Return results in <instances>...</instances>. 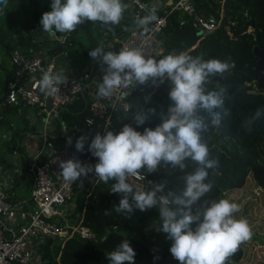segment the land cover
<instances>
[{
	"label": "trees",
	"instance_id": "16d2710c",
	"mask_svg": "<svg viewBox=\"0 0 264 264\" xmlns=\"http://www.w3.org/2000/svg\"><path fill=\"white\" fill-rule=\"evenodd\" d=\"M1 5L7 7L0 9V27L7 19L13 21L10 37L0 40V71L5 75L0 79V105L7 107V79L17 69L11 54L31 56L45 30L59 31L71 13L80 20L83 10L74 13L76 5L69 0L50 22L42 17L30 21L25 0H0ZM106 5L111 15L114 9L124 16L129 10L125 0H115L112 9ZM197 5L214 13L220 26L201 37L186 17L171 15L160 34L165 60L156 68H133L146 75L151 103L137 117L116 121L124 134L156 148L161 166L145 169V156L124 141L112 147L104 162L95 166L94 160L85 176L94 172L93 180L76 189L71 216L72 223L81 222L96 238L67 237L43 264H237L244 258L245 245L232 240L222 219L232 215L225 202L228 190L242 187L249 176L264 189V89L253 73L259 60L255 46L264 51V0H197ZM96 41H80L79 47L90 56L100 44ZM114 51L103 59L106 68H125ZM83 107L80 99L63 112L68 129L51 137L56 148L81 149L91 140ZM134 169L147 171L141 186L129 178ZM96 178L100 181L94 186ZM159 195L170 203H162ZM146 197L152 205L144 203ZM190 209L199 213L189 217L192 224L182 245L156 244L148 232L138 231L155 221L184 219ZM169 227L168 237L179 230V223Z\"/></svg>",
	"mask_w": 264,
	"mask_h": 264
},
{
	"label": "built area",
	"instance_id": "2783aa9c",
	"mask_svg": "<svg viewBox=\"0 0 264 264\" xmlns=\"http://www.w3.org/2000/svg\"><path fill=\"white\" fill-rule=\"evenodd\" d=\"M125 1L132 23L113 40L105 42L107 47L116 48L114 55L125 63V68L107 69L101 64L98 52L90 54L87 69L82 74L72 70L70 59L59 63V58L69 57L76 46L75 31L84 23L72 13L62 22L59 31H53L52 40L45 41L31 56L19 51L11 54V62L17 69L7 79L5 105L25 101L37 115L46 118L39 146L29 145L26 140L27 146L34 149L30 162L34 184L29 208L13 203L7 193V183L0 179V264H43L38 252L40 243L50 242L53 253L67 237L96 238V233L81 222L74 224L66 219L65 209L58 205H67L75 199L76 184L89 174L97 154L108 157L112 147L124 141L145 156L142 161L145 169L153 171L161 166L156 148L127 136L123 128L116 126V121L122 117H137L152 101L153 91L146 75L133 68L148 64L159 66L165 60L160 34L174 13L186 17L201 37L214 32L221 20L214 13L199 8L197 0ZM53 41L55 47L51 46ZM80 99L84 101L82 111L87 112L85 124L92 134L91 140L81 149L56 148L51 137L68 129L63 112ZM50 101L52 107L48 109ZM3 119L0 112V122ZM47 147H50L49 153H45ZM150 155H153L152 160L148 159ZM146 177L147 171L139 169L129 173L136 186H141ZM158 198L162 203H170L164 195ZM144 203L152 205L153 200L146 197ZM19 220L24 222L19 223Z\"/></svg>",
	"mask_w": 264,
	"mask_h": 264
},
{
	"label": "rangeland",
	"instance_id": "374dc122",
	"mask_svg": "<svg viewBox=\"0 0 264 264\" xmlns=\"http://www.w3.org/2000/svg\"><path fill=\"white\" fill-rule=\"evenodd\" d=\"M26 7L30 8V21L36 18L42 17L43 20L50 22L54 17L57 16L59 12L60 5L66 4L69 0H25ZM75 3L73 9L74 13L81 10V17L85 21L89 18L87 22L90 25L95 26L93 29V34L89 35L86 33H81V31L76 30L77 45L80 46V41L84 42L85 45H90L93 40L99 38L102 39L107 37V33H111L116 27H127L128 19L126 16L116 17V14H110L108 10L104 8V4L108 3L109 6H113L111 0H72ZM106 5V6H108ZM7 5H1L0 9L5 10ZM23 9V8H22ZM95 11V12H94ZM4 13L0 12V16ZM130 21H131V17ZM4 27H0V40L8 39L11 35L9 24H12V20H6ZM1 25V20H0ZM125 27V28H126ZM108 29V30H107ZM4 42V41H3ZM103 39L100 42L98 49L102 48ZM97 46V45H96ZM80 48V47H79ZM83 59L87 56V52L82 50ZM107 53L105 52V56ZM69 57L62 56L59 58V63L66 61ZM1 60V57H0ZM4 73L0 71V79L4 78ZM167 74L164 76V78ZM5 80V79H4ZM11 107V106H10ZM14 109L5 112L6 119L14 120L18 130L24 132L28 123L23 118V113L31 114L32 111L21 106H12ZM20 110L22 112L20 113ZM15 116L16 119L13 117ZM46 118V117H45ZM44 118V119H45ZM54 124L57 122L54 121ZM53 124V125H54ZM2 142L3 135L0 134ZM5 154L4 147L0 150V156ZM97 181V178L96 180ZM98 180L96 183H99ZM225 202L228 207L231 208L232 215H224L222 222H225L229 229L230 235L233 241H239L245 245V255L244 258L237 264H260L264 259V189L256 183L252 176H249L242 187L232 188L226 192ZM181 213V211H178ZM198 210L190 209L187 217L184 219H176L172 221L171 219H166L163 222H153L148 223L146 228H144V233L150 236V240L153 243H158L161 245L171 244L173 247L182 245L186 236L189 234L190 226L192 221L189 217L192 215H197ZM179 223V230L174 231L168 237V231H170V224ZM147 229V230H146ZM148 232V233H147ZM199 242V238L195 239V243Z\"/></svg>",
	"mask_w": 264,
	"mask_h": 264
},
{
	"label": "crops",
	"instance_id": "0c3cea01",
	"mask_svg": "<svg viewBox=\"0 0 264 264\" xmlns=\"http://www.w3.org/2000/svg\"><path fill=\"white\" fill-rule=\"evenodd\" d=\"M111 3L113 4V6H110V9H112L114 7L115 0H111ZM127 6H128V4H127ZM114 13L116 14L117 18L122 16L121 14H119L117 12L116 9L113 10V14ZM125 16L128 19V23H129V21H130L129 12ZM80 19L83 22L85 21V19L83 17H81ZM86 25H87V27L83 31L80 29H77V30L81 31V33H86L89 35L93 34V32H89V30L93 31L95 26L90 25L88 23ZM125 27L123 26V27H120L119 29L116 27V31H113V32L111 31L110 34L107 33L108 36L102 38L103 39L102 48L98 49L100 44H98V45L96 44L97 46L92 51V53L98 52L101 56L102 61H103V59L110 57L112 54L113 48L107 47L105 42L107 43L108 41L113 40L114 37H116L119 33L124 32L129 27V24L127 25L126 28ZM44 34H46V35H44V37L46 38V43H48L50 40H52V38H53L52 32H50L49 34H47V33H44ZM75 35H76V33H75ZM76 38H77V36H76ZM97 39H99V38H97ZM97 39L93 40L94 43L97 42L96 41ZM102 39H100V42ZM54 44L55 43L53 41L51 43V46L55 47ZM38 45H39V42H38ZM82 50L84 51V49L79 48L78 45L76 44L74 49L70 51V55H69L72 70L79 73V74H82L84 67L88 65V61H89V56H86L84 59H83V57L80 58V56H82V54H83ZM105 52L107 53L106 56H105ZM102 61H101V64L103 65L104 63ZM14 105L21 106L22 108L25 107L26 109H29L30 111H32L31 114L23 113L26 116L25 117L26 119L27 118L32 119V117L36 118L37 116H39L36 114V111L34 110V108H29L27 106V104L22 102V101L14 104ZM14 105H9L7 107H3L2 105H0L1 114L4 115L5 112L7 111V109H8V111H9V109L13 110L14 108L12 106H14ZM21 112H22V110H20V113ZM13 117L16 119L15 116H13ZM3 121H5V122L13 121L14 122V120H8L7 121L6 115L3 119ZM37 125L38 124H36V123L34 124V120L31 123H28V125L25 129V131H26L25 134L23 132H20V130H18V127L16 126V124H15V127H12L11 125H3L2 128L0 129V134L2 133L3 140L5 141L2 144L4 146L5 154L0 156V179L4 180L8 185L7 186V193L9 195V199L13 203H17L18 205H21L23 207L26 205L27 208H29L28 204H29V200L31 198L32 188H33V184H34L33 177L30 173V162H31L32 154L34 153V149L32 147L27 146L26 140H28L29 145L32 144L36 148L39 146L38 140L42 136V134H41L42 129L37 130L34 133H31L33 130L36 129ZM56 126H58V123L56 124ZM58 130L59 129H57L56 132L59 133ZM105 157L107 158V154L103 155L102 159L100 161L104 162L106 160ZM87 177H84L77 182L76 189H80L81 186H83L84 184H88L89 182H91L93 180V178H92L89 182H86ZM98 180H99V178H97V181ZM97 181H95L94 186L97 184L96 183ZM75 207H76V197L73 201L69 202L67 204V207L65 208L66 219L71 220V221L73 220L71 214L74 212ZM23 222H24L23 220H19V223H23ZM19 225L20 224H18V226ZM41 260H42V258H41Z\"/></svg>",
	"mask_w": 264,
	"mask_h": 264
},
{
	"label": "water",
	"instance_id": "95a60500",
	"mask_svg": "<svg viewBox=\"0 0 264 264\" xmlns=\"http://www.w3.org/2000/svg\"><path fill=\"white\" fill-rule=\"evenodd\" d=\"M87 27V25L85 23H80L79 24V29L80 30H84L85 28ZM87 31V30H86ZM89 32H93V31H90ZM44 33H47V30L44 31ZM53 33V31H52ZM46 41V38L44 37H40L39 38V45H38V48H40L41 45L44 44V42ZM255 54L259 57V60H258V63H257V66L255 69H253V73L255 75H258L259 76V83H258V86L259 88L261 89H264V51L259 47V46H255ZM147 67H150V68H156L157 65H154V64H148L146 65ZM87 69V66L84 67L83 71H85ZM25 103V101H22ZM52 105H51V101L48 103L47 105V108L48 109H51ZM24 120L27 122V123H31L33 120H34V124H38L36 126V129L33 130L31 133H34L36 132L37 130H40V129H43V124H44V118L45 116L44 115H39L37 116L36 118H25L26 116L23 114L22 115ZM4 117H5V114H4ZM3 125H11L12 127H15V122L13 121H9V122H5V121H1L0 122V129L2 128ZM26 131H24L23 133L25 134ZM23 135V134H22ZM21 137V136H20ZM3 142L2 140L0 139V150L2 147H4L3 145ZM171 145L170 144H162L160 145V147H167L169 148ZM50 151V147H47V149L45 150V153H49ZM44 155H42L43 157ZM102 154H97L96 155V160H95V163L94 165L97 166L99 161L102 159ZM153 158V155H150L149 156V160H152ZM95 173L94 172H91L90 175L86 178V182H89L93 177H94ZM58 207L62 208V209H65L67 207L66 204H62V205H58ZM30 220V219H29ZM138 231H141V233H144V230L140 227L138 228ZM38 252L40 253L41 255V258H42V261L44 263H48L51 258H52V247H51V243L50 242H47V243H40L39 244V247H38ZM182 257V256H181Z\"/></svg>",
	"mask_w": 264,
	"mask_h": 264
}]
</instances>
